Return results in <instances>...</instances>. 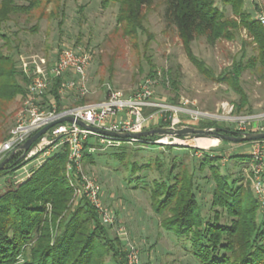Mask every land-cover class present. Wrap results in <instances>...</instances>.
I'll list each match as a JSON object with an SVG mask.
<instances>
[{"label": "trees", "instance_id": "trees-1", "mask_svg": "<svg viewBox=\"0 0 264 264\" xmlns=\"http://www.w3.org/2000/svg\"><path fill=\"white\" fill-rule=\"evenodd\" d=\"M25 1L26 4L19 5L13 0H2L0 24L10 20L12 15L30 16L36 12L38 20L54 19L61 12L64 0ZM154 1L101 0L100 7L107 9L117 4L115 30L121 31L124 38L134 43L139 34L147 32L145 10ZM159 1L165 6L166 25L176 29L195 69L227 85L238 95L235 112L246 107L247 96L239 80L244 70L256 67L262 70L264 78V25L246 12L245 0H220L223 6H229L231 17L225 16L215 0ZM241 30L245 31L249 42L243 40L240 57L232 60L230 67L214 78L204 62L192 55L191 42L198 37H205L211 45L221 40L230 41ZM0 41L1 144L7 139V134L1 129L6 113L15 98L25 93L27 81L18 71L17 59L9 54V38L0 32ZM248 46L253 47L254 54L245 59ZM3 47L7 53L3 52ZM157 75L155 66L150 65L146 75L148 79ZM162 75L174 84L167 73ZM60 81V78L54 79L44 95L47 102L53 100L56 103L58 111L62 110V101L57 93ZM89 103L86 98H81L76 106ZM251 124L254 125L253 122ZM169 125L170 119L155 125L147 124L142 131ZM199 128H216V123L203 122ZM158 138V135L137 140L116 138L114 143L105 146L108 151L95 155L94 148L100 145L91 136L84 142L82 166H112L108 160H113L116 165L112 170L128 174L123 180L132 189L148 192L151 208L160 217V226L186 242L198 264H264V203L241 179H231L221 172L219 157L200 151V157H193L188 164L186 153L178 152L186 150L193 155L197 151L174 145H158L163 158L152 155V152L150 155H137L144 144L156 145L154 141ZM117 142L119 147L108 148ZM129 144L135 145L136 149L127 146ZM174 150L178 152L171 154ZM21 154H14L0 170V178H4L0 186V264H123L122 246L116 237L110 235L109 226L101 222L85 195L76 199L75 191L82 181L74 168L67 169L68 146L60 145L24 179L17 181L12 176L28 163L23 161ZM231 158L239 162L248 161L247 155H233ZM205 169L213 183L208 216L204 215L195 192V172ZM145 170H155L158 174L149 185L144 180Z\"/></svg>", "mask_w": 264, "mask_h": 264}, {"label": "rangeland", "instance_id": "rangeland-1", "mask_svg": "<svg viewBox=\"0 0 264 264\" xmlns=\"http://www.w3.org/2000/svg\"><path fill=\"white\" fill-rule=\"evenodd\" d=\"M215 1L226 17L232 16L229 6H223L220 0ZM13 2L19 5L26 4L25 0H13ZM100 2L101 0H64L61 12L59 11L54 19L38 20L36 12L30 16L12 15L10 20L0 24V32L9 38L11 43L9 54L15 59L20 55L38 53L53 60L56 52L64 46L82 47L91 51L92 59L86 74L87 93L83 97L76 94L65 95L61 99L62 107L76 106L81 98H86L90 103L101 102L106 99L109 90L117 91L123 97H130L144 86L146 80H150L152 82L149 85L152 92L150 101L165 107L139 109V112L146 116L155 112L154 122L148 125L164 121L166 115L170 114L171 121L168 127L172 125V128H199V124L212 121L216 123V127L235 132L242 131L247 134L257 130L264 131V78L259 67L244 70L242 73L239 81L248 102L246 107L235 112L238 95L227 85L195 69L185 53L176 29L166 25L163 15L165 6L161 1L155 0L145 10L144 26L147 32L139 34L134 43L124 38L121 31L115 30L117 4L102 9ZM244 8L256 20L258 16H264V0H245ZM243 40L249 42L250 39L245 31L241 30L230 41L221 40L211 45L205 37H198L191 42L190 47L192 55L203 61L215 78L230 67L232 60L240 57ZM3 52H8L5 47ZM245 53V59L253 55V47L248 46ZM150 65L155 66L158 72L153 79H148L146 76ZM164 72L174 84H170L166 76L163 77ZM19 103L20 98L17 96L6 113L1 126L5 134L12 126L13 115ZM164 109L166 111H160ZM154 143L156 145L144 144L137 155H150L149 153L152 152V155L163 158L162 149L158 145L191 147L197 151L193 155L186 150L179 152L174 150L171 154L186 153L185 161L188 164L193 157H200V151L219 157L221 172L231 179H241V182L251 190L248 178L253 164L249 154L251 142L239 144L220 137L176 138L163 135ZM33 145L22 157L23 161L28 163L15 172L13 179L17 181L24 179L31 170L54 152V150L35 152ZM98 145L100 146L95 147L93 151L95 155L108 151L106 145L99 142ZM127 146L136 149L135 145ZM116 147H119L118 142L108 148L116 149ZM14 151L16 150L8 153ZM233 155H247L248 161L243 160L241 163L233 160L231 158ZM108 161L112 166L102 164L88 168L82 166V172L99 185L101 203L115 214L119 226L125 228L129 235V243L138 249L141 263L198 264L191 256L188 244L178 240L174 234L160 226V217L151 208L148 192L132 189L131 185L123 180L128 174L113 171L112 167L116 163L113 160ZM195 173L197 183L195 192L204 215L208 216L213 183L208 178L207 169ZM143 175L147 185L153 178L158 177L155 170H145ZM3 180L4 178H0V186ZM77 187L75 188L80 191L81 183ZM252 193L256 196L253 191ZM79 197L80 194L76 199ZM108 230L122 246L124 264L126 242L118 237L111 227Z\"/></svg>", "mask_w": 264, "mask_h": 264}, {"label": "built area", "instance_id": "built-area-1", "mask_svg": "<svg viewBox=\"0 0 264 264\" xmlns=\"http://www.w3.org/2000/svg\"><path fill=\"white\" fill-rule=\"evenodd\" d=\"M257 19L261 25H264V16L260 15ZM91 59L90 50L67 46L61 47L53 60L38 53L18 57V71L27 83L25 93L19 96L20 103L13 115V123L8 130L7 139L0 144V160L11 150H17L34 131L59 118L72 117L74 121L63 122L50 128L34 146V150L35 152L55 151L62 144L68 146L67 169L74 168L82 181V189L76 190L75 195H85L96 209L101 222L111 227L116 235L126 242L124 264H142L138 249L129 243V235L125 228L119 226L115 214L101 203L99 185L82 172L84 142L89 137H95L102 145H111L117 139L85 130L76 124L75 120L110 132L138 133L145 125L154 122L155 118V112L146 116L140 113L139 109L165 106L150 101L152 95L149 86L152 83L150 80H146L144 86L130 97H123L119 92L109 90L106 99L101 102L68 108L62 107L60 111L57 110V105L53 100L47 102L44 99V95L56 78L61 79L57 86V93L61 99L67 94L83 97L87 93L86 74ZM160 111H166V109ZM168 119L171 121V115L164 118V121ZM249 154L252 158L251 163H253L248 176L251 190L264 203V178L262 176L264 172V140L251 142Z\"/></svg>", "mask_w": 264, "mask_h": 264}, {"label": "water", "instance_id": "water-1", "mask_svg": "<svg viewBox=\"0 0 264 264\" xmlns=\"http://www.w3.org/2000/svg\"><path fill=\"white\" fill-rule=\"evenodd\" d=\"M74 119L70 116H65L59 118L51 123H49L44 128L40 129L32 136H30L22 145L18 147V149L12 153H10L3 161L0 162V170H2L5 164L9 161V159L16 154V152H21V157L25 156V153L31 148V146L42 137L50 128L57 124H61L63 122H72ZM75 123L78 124L85 130L91 131L96 134L106 135L110 137H114L117 139H129V140H137L140 138H145L152 135H168L174 136L176 138H186V137H215L220 139H225L234 143H248L259 140H264V131L260 132H241L238 136H232V134L237 133L235 131L226 130L224 128H194V127H183V128H172V127H156L150 128L149 130L138 132V133H123V132H110L102 129H97L92 126H89L79 120H75ZM225 133L229 135H225Z\"/></svg>", "mask_w": 264, "mask_h": 264}, {"label": "flooded vegetation", "instance_id": "flooded-vegetation-1", "mask_svg": "<svg viewBox=\"0 0 264 264\" xmlns=\"http://www.w3.org/2000/svg\"><path fill=\"white\" fill-rule=\"evenodd\" d=\"M227 130V129H226ZM225 135H229V134H227V133H225ZM239 134H232V136H238Z\"/></svg>", "mask_w": 264, "mask_h": 264}]
</instances>
